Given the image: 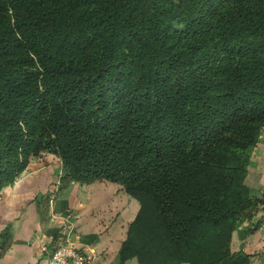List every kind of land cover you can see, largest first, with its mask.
I'll return each mask as SVG.
<instances>
[{
  "label": "trees",
  "instance_id": "trees-1",
  "mask_svg": "<svg viewBox=\"0 0 264 264\" xmlns=\"http://www.w3.org/2000/svg\"><path fill=\"white\" fill-rule=\"evenodd\" d=\"M263 131L264 0H0V192L45 153L119 184L120 264H251Z\"/></svg>",
  "mask_w": 264,
  "mask_h": 264
},
{
  "label": "crops",
  "instance_id": "crops-1",
  "mask_svg": "<svg viewBox=\"0 0 264 264\" xmlns=\"http://www.w3.org/2000/svg\"><path fill=\"white\" fill-rule=\"evenodd\" d=\"M62 161L45 153L31 160L16 181L0 192V264H47L64 244L93 251L96 264H120V251L141 205L122 186L97 180L60 189ZM245 184L262 204L238 225L232 251L264 264V131L248 166ZM74 215L67 219L68 215ZM67 226V235L63 229ZM125 264H139L131 259Z\"/></svg>",
  "mask_w": 264,
  "mask_h": 264
},
{
  "label": "built area",
  "instance_id": "built-area-1",
  "mask_svg": "<svg viewBox=\"0 0 264 264\" xmlns=\"http://www.w3.org/2000/svg\"><path fill=\"white\" fill-rule=\"evenodd\" d=\"M73 216L70 214L67 219L70 220ZM67 233V226L65 225L63 235L66 236ZM47 264H96V257L93 251L81 252L70 244H64L52 253Z\"/></svg>",
  "mask_w": 264,
  "mask_h": 264
}]
</instances>
